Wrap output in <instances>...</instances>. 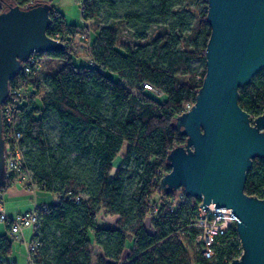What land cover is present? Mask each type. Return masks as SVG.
Segmentation results:
<instances>
[{"label": "trees", "instance_id": "trees-1", "mask_svg": "<svg viewBox=\"0 0 264 264\" xmlns=\"http://www.w3.org/2000/svg\"><path fill=\"white\" fill-rule=\"evenodd\" d=\"M5 1L22 7L51 4V0ZM180 3L84 0L82 20L93 21L97 30L90 46L91 64H73L66 47L45 54L61 62L50 75L46 92L37 83L43 64L32 74L27 89L31 97L23 98L16 120L23 135V171L30 172L41 191L57 196L56 203L36 209L38 221L29 245L33 264H91L92 244L101 249L97 264H192L189 249L201 233L193 224L200 200L185 196L175 203L174 194L160 188V180L170 171L168 153L186 142L175 119L196 102L206 65L196 82L198 73L192 63L205 59L210 29L207 0L199 3L203 8L197 4L194 9H180ZM6 8L0 2V12ZM55 14L59 12L52 5L50 37L77 33L79 26L68 25L66 32ZM102 14L110 22L103 27L99 26ZM125 23L133 27L132 45L119 44ZM158 26L160 32L149 40L151 29ZM22 78L19 72L10 81L9 96ZM239 105L252 117L264 112V70L239 89ZM50 113L63 125L57 144L43 132ZM27 144L36 150L27 153ZM72 154L77 165L81 158L85 160L83 178L70 175ZM12 182L6 180L0 197ZM129 183L134 186L131 195L126 193ZM245 193L263 197V163L254 162ZM101 213L116 220L100 223ZM12 237H0V264H13ZM214 250V260L201 256L195 263L230 264L241 256L235 227L216 238Z\"/></svg>", "mask_w": 264, "mask_h": 264}, {"label": "water", "instance_id": "water-1", "mask_svg": "<svg viewBox=\"0 0 264 264\" xmlns=\"http://www.w3.org/2000/svg\"><path fill=\"white\" fill-rule=\"evenodd\" d=\"M0 12V188L6 183L2 108L9 84L34 54L62 52L48 35L52 4H7ZM210 37L206 73L195 104L175 119L184 145L167 155L160 180L166 194L182 190L201 208L229 211L237 220L241 256L230 264H264V195L245 193L253 160L264 161V112L252 117L239 105V89L264 70V0H207Z\"/></svg>", "mask_w": 264, "mask_h": 264}, {"label": "rangeland", "instance_id": "rangeland-1", "mask_svg": "<svg viewBox=\"0 0 264 264\" xmlns=\"http://www.w3.org/2000/svg\"><path fill=\"white\" fill-rule=\"evenodd\" d=\"M83 1L84 0H53V2L60 7V9L62 10V14H63L62 15L58 11L59 15L55 14V18L57 20L60 19V21L62 19L61 22H63V25L66 26L65 27L66 32H67L66 28L68 25L79 26L77 33L75 35H71V34L70 35L69 34L59 35L60 39L58 40V41H61V39L65 40V42H64L65 46L70 49L71 62L75 65H78V66L91 64L92 57H91V52H90V46L94 42V39L97 35L95 23L93 21L84 22L82 20V4H83ZM179 1L181 2L180 6H179L180 9H183V8L194 9V7L197 6V4L200 5L199 3H201L202 0H179ZM200 7L203 8L202 5H200ZM191 11L193 13L197 12V10H191ZM105 12H106V10H105ZM108 24H110V22L106 20L105 14H102L99 26L103 27V26L108 25ZM161 28H162L161 26L153 27L149 33V40L153 39L157 35V33L160 32ZM132 30H133L132 25L125 23L124 27L119 32V44L123 43L126 45H132L135 42L136 39L134 38ZM56 34H58V33H56ZM204 63H205V59H203L201 57L194 60L192 63L193 68L198 73V77L196 79V82L199 80V75H201L203 72V64ZM41 64H43V66H42L43 69L40 72H38V74H37V78H38L37 83L39 86V90L41 92H46L49 89L50 75L53 74V72H54L53 70L57 69L58 66L61 64V62L56 61L53 58L44 54V56L41 57V61L39 63V68L41 67L40 66ZM185 79H187V77ZM22 81H24V80L22 79ZM22 81L18 82V86L19 85H20V87L23 86L21 89L22 95L24 93V98L25 97H31L30 96L31 90L27 91L28 85L25 86V84ZM121 83L125 84L126 82L121 81ZM32 96H33V94H32ZM108 116H109V113H108ZM62 128H63V125H62V123H60L57 120L56 116L53 113L48 114L43 132H44V135L49 139V141L52 144H57L59 142L60 133H61ZM34 150H36V147L34 145H32V144L26 145L27 153L34 151ZM124 151H125V147L123 148L122 152L120 153L119 158L124 154ZM75 157H76V155H74V154L70 155V160L68 163L69 167H70V175L71 176H78V178H83L84 174L82 173V171H84V170L86 171V169H87L85 166V160L83 158H81L80 161H78V165H77L74 162ZM119 158L116 161L117 165L120 163ZM16 179H17V182H15L16 184H19L23 188L28 187V186L30 187V189L24 188L28 191V194H30V198H34V199L38 200L39 202H40V200H43L44 198H46L45 201H48L47 203H50V204H54L57 202V196L56 195H53V194H50L47 192L37 193V192H40L41 190L39 189L36 182L33 180L32 175L30 174L29 171L20 172L17 175ZM56 186L60 187L61 185L58 183ZM133 189H134V186L131 183H129L126 193L128 195H131L133 192ZM181 193H182V190H179L176 193H174L173 198L175 199L174 200L175 203L178 201V196ZM80 196L84 200L87 199V195L84 192H81ZM4 200H5V203L7 204V206L10 207L9 203H8L9 199L6 196L4 197ZM157 201H158V199H157ZM105 220L109 221L111 223H114V221L116 219L106 217L105 215H103L101 213L99 215V222L101 223ZM30 229H33V231H34V227L30 228ZM26 230H25V233L28 234L29 230L28 229H26ZM0 233H6V229H5L3 223H0ZM28 239H30L29 236H28ZM51 241H49V242H51ZM29 245L30 244L27 245L28 254H30L29 253L30 252V246ZM189 250H190V261L192 262V264H196L195 262H197L201 258V244L198 241V238ZM13 252H14L13 257L17 260L18 264H28L24 244L21 245L17 241H14ZM101 254H102L101 249L97 245L92 244L90 246V249H89V255L91 257V264H97L99 257H101ZM125 255H126V253H125ZM28 256H29V259L31 260L30 255H28ZM31 262H32V260H31Z\"/></svg>", "mask_w": 264, "mask_h": 264}, {"label": "built area", "instance_id": "built-area-1", "mask_svg": "<svg viewBox=\"0 0 264 264\" xmlns=\"http://www.w3.org/2000/svg\"><path fill=\"white\" fill-rule=\"evenodd\" d=\"M53 39L59 40V34ZM44 55L34 54L22 64L21 75L22 81L27 86L31 80L34 71L39 69L41 57ZM22 83V84H23ZM18 86L11 95L7 97L2 108L4 139H5V159H6V179L12 178L13 182H17V175L25 168L24 146L22 145V132L17 126V114L19 107L24 98L22 95V87ZM144 88L155 91L151 85L144 84ZM21 94V95H20ZM191 108L186 106V111ZM186 194L182 191L178 196V200H183ZM201 201L198 206L197 218L193 222L194 226L199 228L201 233L198 241L201 244V256L203 260L212 261L215 258L214 245L216 238L223 236L231 227L236 228L237 220L229 213V211H215L214 206L210 205L207 209H202ZM38 221L36 210L9 217L6 212L5 202L0 197V223L10 226V234L18 238L26 229L33 228ZM198 264V263H197ZM200 264V263H199Z\"/></svg>", "mask_w": 264, "mask_h": 264}, {"label": "crops", "instance_id": "crops-1", "mask_svg": "<svg viewBox=\"0 0 264 264\" xmlns=\"http://www.w3.org/2000/svg\"><path fill=\"white\" fill-rule=\"evenodd\" d=\"M51 4L57 9V11H59L62 14V10L57 4L53 2V0H51ZM41 192L43 191H40L37 193H41ZM5 196L9 199L8 203L10 207H8L7 204L5 203L6 212L9 217H14L19 214H24V213L36 210L37 208L45 206V205H51L50 203H47L48 201H45L46 198H44L43 200H40V202L34 198H30V194H28V191L24 189L22 186H20L19 184H16L15 182H12V185L2 195L3 200ZM4 227L6 229V233H0V237L4 235L10 236L11 234H10V230L8 226L4 224ZM28 230H29L28 234H26L24 230L21 236H19L18 238H15V237H12V238L14 241H17L21 245L24 244L26 255H27V262L28 264H32L28 256L29 254H28L27 245L31 243L33 239L34 231L33 229H28ZM28 236L30 237V239H28ZM13 250H14V245H13ZM11 260L13 264H18L17 260L13 257V254L11 256Z\"/></svg>", "mask_w": 264, "mask_h": 264}, {"label": "flooded vegetation", "instance_id": "flooded-vegetation-1", "mask_svg": "<svg viewBox=\"0 0 264 264\" xmlns=\"http://www.w3.org/2000/svg\"><path fill=\"white\" fill-rule=\"evenodd\" d=\"M256 161H259V162H261V163L264 164V161H263L262 159H260V158H256V159H254V160H253V164H254V162H256ZM252 168H253V165H252ZM263 195H264V193H263ZM262 198H263V197H262Z\"/></svg>", "mask_w": 264, "mask_h": 264}]
</instances>
